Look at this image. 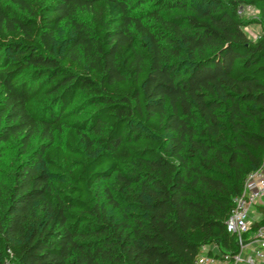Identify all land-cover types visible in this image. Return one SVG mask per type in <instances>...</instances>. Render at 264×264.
<instances>
[{
  "label": "trees",
  "instance_id": "16d2710c",
  "mask_svg": "<svg viewBox=\"0 0 264 264\" xmlns=\"http://www.w3.org/2000/svg\"><path fill=\"white\" fill-rule=\"evenodd\" d=\"M8 153L0 264L235 251L224 222L264 154V0H0Z\"/></svg>",
  "mask_w": 264,
  "mask_h": 264
},
{
  "label": "built area",
  "instance_id": "2783aa9c",
  "mask_svg": "<svg viewBox=\"0 0 264 264\" xmlns=\"http://www.w3.org/2000/svg\"><path fill=\"white\" fill-rule=\"evenodd\" d=\"M251 5L238 7L245 16ZM258 169L247 174L241 194L234 198L233 207L224 226L237 242L235 251L225 250L212 243L203 245L195 264H264V154ZM257 224L255 228L253 226Z\"/></svg>",
  "mask_w": 264,
  "mask_h": 264
},
{
  "label": "rangeland",
  "instance_id": "374dc122",
  "mask_svg": "<svg viewBox=\"0 0 264 264\" xmlns=\"http://www.w3.org/2000/svg\"><path fill=\"white\" fill-rule=\"evenodd\" d=\"M247 12L248 13L245 16H242V18L244 20L251 21V22L256 20V19L258 20L259 12L257 11L256 8L252 11L249 10ZM251 22H249V23H251ZM244 29L248 33L249 37L252 39L259 37L263 31V28L257 24L244 26ZM14 157H15V155H13V153H8L7 156L0 161V176H2V177L6 176V173L12 169V166H13L14 161H15Z\"/></svg>",
  "mask_w": 264,
  "mask_h": 264
}]
</instances>
